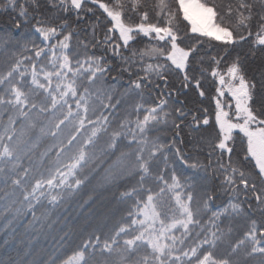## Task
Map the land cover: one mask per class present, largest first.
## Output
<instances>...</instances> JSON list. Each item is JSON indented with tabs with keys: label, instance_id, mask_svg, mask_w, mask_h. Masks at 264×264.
Instances as JSON below:
<instances>
[{
	"label": "snow or ice",
	"instance_id": "obj_1",
	"mask_svg": "<svg viewBox=\"0 0 264 264\" xmlns=\"http://www.w3.org/2000/svg\"><path fill=\"white\" fill-rule=\"evenodd\" d=\"M88 3L0 0L11 25L0 35V213L43 225L110 160L97 186L119 191L125 181L116 199L131 223L89 234L62 264H264V0H228L223 13L208 0H156V22L141 0L130 9L90 0L104 21ZM129 10L139 23L126 20ZM33 20L34 31L22 33ZM253 34L261 70L250 77L248 54L230 52ZM203 38L225 50L207 67ZM197 67L215 82L214 109L202 117L172 99L194 82L203 103ZM174 75L179 88L170 87ZM156 90L159 102L146 107V91ZM238 220L250 221L246 231L223 247Z\"/></svg>",
	"mask_w": 264,
	"mask_h": 264
},
{
	"label": "trees",
	"instance_id": "obj_2",
	"mask_svg": "<svg viewBox=\"0 0 264 264\" xmlns=\"http://www.w3.org/2000/svg\"><path fill=\"white\" fill-rule=\"evenodd\" d=\"M99 2L111 4L114 3V0H99ZM123 2L129 9L131 8L130 0H123ZM155 3L156 0H141L142 7L140 8V11L143 12L146 10L148 12L150 22H156L154 9ZM208 3L210 5L216 4L219 7V11L223 13L225 11L224 5L228 3V0H208ZM87 7L93 8L96 16H100L101 20L104 21L105 16L102 15L103 10L99 9L98 4L92 5L89 0ZM125 18L129 23L140 22L139 14L130 10L125 12ZM88 19L94 21L95 16L89 13ZM235 19V14L230 17H226V21L230 20L233 23L235 22ZM35 23V20H33L31 24L26 25L21 30L22 33L27 34L33 32V24ZM183 24H186V22H183ZM253 25L252 30L255 34V22H253ZM10 26L9 18L0 14V30H4L0 31V35H4ZM228 26L231 27L230 24ZM183 31H187L186 28H184ZM254 34L251 38H249L248 42H242L235 50H231L230 52V57L234 56L237 51H239L242 55L245 53L248 54L245 61V69L250 77L261 70V53L258 51L254 58L250 53L251 41L255 39ZM143 39L144 43H148L147 38ZM37 43H39V40H37ZM181 45L187 46L188 41H182ZM200 49L201 53H206L205 67L208 66V62L212 56L217 54L223 55L225 51L218 46V42L208 41L207 38H203V43L200 46ZM22 55H33V53L28 51L22 53ZM228 59L229 58H226V62L221 64V70L225 69ZM194 74L197 78L201 79L202 90L206 93L203 103H199L200 97L195 88L194 82L191 87L186 90L185 95H181L179 97L173 96L172 99H187L189 101L188 107L198 108L199 112L196 114L202 117L205 107L210 106L211 109H214V103L211 98L216 94L215 82L210 76L206 78L200 77L199 67L196 68ZM124 79L127 80V73L124 74ZM171 79L172 83L170 87L179 88L182 82V76L174 75ZM167 91L168 90H165V94ZM145 96L147 99V104L145 105L146 107L154 106V104L158 103L161 98L159 90H156V92L146 91ZM193 101L196 103H191ZM188 119L191 120V115H189ZM212 119L214 121V115ZM164 135L167 138L171 137V133H164ZM204 156H206V151ZM203 158L204 157H202V159ZM110 162L111 161L108 160L103 164H99L95 171L90 174L89 181L82 186L81 190L68 199L51 218V220L44 222L43 225L36 224L34 227H26L31 219L30 214L19 217L9 216L6 219L5 215L0 213V260L7 262L9 259H12L16 261L17 264H31L32 261H35L36 264H46L50 258L55 257L57 259V264H62L64 260L73 255V250L77 247V245L81 244L83 240H86L89 234L96 233L98 235H102L113 231L122 222L130 224L131 221L127 220V209L129 206L120 205L116 199L119 195V191L125 190V181H120L121 187L119 191L111 187L102 188L97 186L98 181L103 176L104 170ZM206 162L207 161L205 159V163ZM247 167L248 169H253L254 161L248 164ZM226 200L227 198L225 197V202ZM166 204L167 200L165 201V205ZM253 204H255V201H253ZM218 206H221L220 200H217L215 204L211 206L212 210H216ZM244 207L247 208L248 206L244 205ZM210 215V212L205 214L203 216V220L206 221ZM251 218L259 219V214L253 210ZM52 221H55V223H52ZM249 222L250 221L244 220L235 221V230L231 236L225 237L223 247H227L230 243H235L243 235L244 231H246L247 224ZM49 224H51V227ZM226 224L227 221H225L224 224H221V227H225ZM198 230L199 229H196L195 231ZM195 231L191 234L193 240H190L191 242L189 243L194 242ZM65 232L69 234L67 239L62 243V245H58L57 242ZM5 241H7V243H5Z\"/></svg>",
	"mask_w": 264,
	"mask_h": 264
},
{
	"label": "rangeland",
	"instance_id": "obj_3",
	"mask_svg": "<svg viewBox=\"0 0 264 264\" xmlns=\"http://www.w3.org/2000/svg\"><path fill=\"white\" fill-rule=\"evenodd\" d=\"M98 5H99V3H97ZM142 117H143V113L141 114V119H142ZM82 138V137H81ZM53 141L51 140V138H48L46 141H45V145L44 146H46L47 144H50V143H52ZM189 242H191V241H189ZM70 258V257H69ZM69 258H67L66 260H68ZM66 260H64V261H66Z\"/></svg>",
	"mask_w": 264,
	"mask_h": 264
}]
</instances>
